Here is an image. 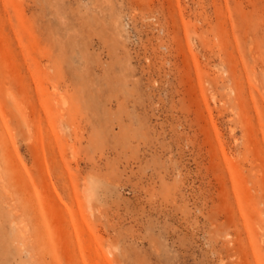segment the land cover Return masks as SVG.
<instances>
[{
	"label": "rangeland",
	"instance_id": "rangeland-1",
	"mask_svg": "<svg viewBox=\"0 0 264 264\" xmlns=\"http://www.w3.org/2000/svg\"><path fill=\"white\" fill-rule=\"evenodd\" d=\"M0 264H264V0H0Z\"/></svg>",
	"mask_w": 264,
	"mask_h": 264
}]
</instances>
